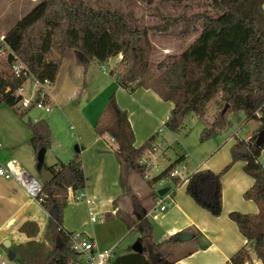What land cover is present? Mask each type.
I'll return each mask as SVG.
<instances>
[{
  "label": "trees",
  "instance_id": "1",
  "mask_svg": "<svg viewBox=\"0 0 264 264\" xmlns=\"http://www.w3.org/2000/svg\"><path fill=\"white\" fill-rule=\"evenodd\" d=\"M213 5L219 12L217 16L205 12L191 17L180 15L155 28L168 32L180 25L190 28L198 22L203 23L199 36L183 52L167 54L158 63V74L151 69L154 46L149 28L133 24L118 10L95 8L84 0H42L4 37L2 46L8 53L0 60V106H9L18 115L23 114V110L16 108L20 100L16 92L29 77L15 73L14 61L23 63L36 79H49L54 85L63 60L75 52L85 69L90 62H95L109 69L117 83L131 92L141 86L152 88L162 99L172 101L174 107L164 123L170 132H178L187 114L193 112L205 124L200 139L206 141L229 127L231 111L244 112L247 121L259 123L258 128L247 139L237 138L230 148L231 162L221 171L192 172L186 179V190L200 207L220 216L223 211L222 177L235 162L244 161L245 172L255 181L243 196L254 201L259 211H232L229 217L248 242H253L254 255L264 264V165L260 161L264 143H256L259 132L264 129V0H213ZM10 53L14 55L11 60ZM118 56L117 68L106 66L110 59ZM226 105L228 108L224 112ZM211 107H216L218 112L209 122L206 115ZM26 124L37 158L41 150L47 152L52 148L54 129L46 118L30 119ZM94 130L97 135H108L114 140L115 153L126 172H136L145 178L146 167L140 159L153 148L156 133L135 146L127 113L119 107L113 93ZM184 159V156L178 157L159 175L147 179L148 185L153 187L169 177ZM47 168L51 177L43 184L40 198L49 215L48 231L55 242L54 248L47 253L42 244H25L13 250L17 255L15 259L23 264H72L78 254L72 249L63 221L69 189L76 195L85 191L81 153L77 151L68 161L60 159ZM170 179L174 185L182 182L180 177ZM125 189H129L126 184ZM154 195L158 196L156 192ZM133 202L135 210L141 213L136 196ZM133 225L140 233L143 252L131 250L118 254L112 264H176L169 247L190 237L185 231L154 242L153 223L144 214ZM145 241H149L150 247ZM152 256L156 257V262ZM226 264H252L248 247L239 249Z\"/></svg>",
  "mask_w": 264,
  "mask_h": 264
},
{
  "label": "crops",
  "instance_id": "2",
  "mask_svg": "<svg viewBox=\"0 0 264 264\" xmlns=\"http://www.w3.org/2000/svg\"><path fill=\"white\" fill-rule=\"evenodd\" d=\"M30 1L35 3L33 0ZM7 4L5 5L7 6ZM10 30L1 27L0 36L6 35ZM119 61L120 56L114 57L109 60L107 65L109 68H113L116 64L118 65ZM91 86L99 87L98 93L88 101V104L92 105L89 114L85 115L88 122L90 121L91 129H94L102 109L113 93L119 107L127 113L135 136V146L141 145L155 133L154 143L160 144L158 138L161 136L164 138L166 133H172L164 127V123L174 107L172 101L162 99L152 88L141 86L131 92L120 86L108 70H103L95 62H90L85 69L83 64L78 61L75 52H71L63 60L57 80L50 89V97L54 106L52 111L58 109L69 119L64 109L72 102H76V105L79 106V102L85 94L92 92ZM72 110L73 108L69 109L71 113ZM258 126L259 123L255 129ZM70 128L74 130L78 139L74 141L75 148H71L72 140H59L54 130V143L45 154V164L47 166L56 164L60 160L58 155H61V152L67 155L65 158H68L79 151L86 177L84 192L89 198L95 200V210L104 213L105 219H108L109 215L121 216L122 208L129 206L131 216L136 218L134 223L140 221L142 214L150 218L153 223L154 242H156L155 237H157V242H161L178 232H189L188 239L169 247L176 264H226L230 261L231 256L245 245L251 254L252 264H261L254 255L253 242H248L237 224L229 217V213L232 211L243 213L259 211L254 201L247 200L243 196L255 181L245 172L244 161L235 162L223 175V211L220 216H214L200 207L188 194L186 179L190 174L185 177L182 175L180 177L182 182L179 185H174L171 179L166 177L156 183L160 186L155 184L146 190L133 183L134 172L128 173L123 168V164L114 150V140H107V135L93 134L95 130L92 131L88 126L82 130L81 134L78 133L77 125L72 123ZM0 133H4L12 139L0 140V164L17 161L27 170L35 171L37 158L30 144L31 132L19 120L17 112L6 105L0 106ZM236 140H225L224 143L214 140L212 145H206L205 153L200 154V162L194 171L204 169L221 171L231 162L230 148ZM169 145L171 146V144ZM185 152H177L171 159V163L180 156L186 158L188 154ZM49 153H51L50 161H47ZM260 161L264 163V159L260 158ZM156 174H160V171L155 172ZM164 180H169L170 184L161 185ZM125 184L129 188V192L126 191ZM164 187H169V191L160 196L158 190ZM154 192L158 196H155ZM133 196H136L140 201L141 213L135 210L134 202L132 207L129 204L131 199L133 201ZM161 197L169 205L164 211L154 209L156 201ZM81 211L84 213V219H78L82 218ZM48 221L49 215L40 202L31 199L17 181L0 176V264H9V261L22 264L15 259L17 255L12 248L25 244H42L47 253L52 250L55 242L49 234ZM89 221L87 203L85 201L77 202L69 197L64 212L63 229L69 232H84L94 239L101 249H116L117 246L114 244L105 247L100 245L95 236L94 224L91 223L92 233ZM11 256L13 258H10Z\"/></svg>",
  "mask_w": 264,
  "mask_h": 264
},
{
  "label": "rangeland",
  "instance_id": "3",
  "mask_svg": "<svg viewBox=\"0 0 264 264\" xmlns=\"http://www.w3.org/2000/svg\"><path fill=\"white\" fill-rule=\"evenodd\" d=\"M33 1L35 3L31 2L30 0H0V28L2 27L6 30L14 28L18 21H20L24 15H26L38 2L42 0ZM84 1L88 5L95 8L118 10L119 12L124 13L133 24L139 27L149 28L150 39L154 46L151 57V69L158 74L160 73V71L157 69L158 63L167 54H179L183 52L201 32L203 23L198 22L190 28L180 25L172 28L168 32H160L155 28L162 27L166 21L176 18L180 15L191 17L194 14L201 12H205L211 16H217L219 14L218 10H216L213 5V0ZM6 3H8L7 6L5 5ZM3 9L4 11L2 12ZM5 51L8 53L7 50ZM106 66L109 67L108 65ZM117 67L118 65L116 64L113 68ZM33 83L34 81L32 77L28 78V80L25 82L26 91L28 93L30 92V88L32 87ZM98 89L99 87L93 88V86H91L90 90L92 92H87L85 94V96L81 99V102H79V106L76 105V102H72L66 109H64L65 114L68 115L70 120L66 118L58 109H55V111L52 112H45L44 110L35 106L30 109L23 110L22 115H18L17 113L18 118L25 124L26 128H28L26 122L30 119L32 121H38L44 117L49 119L58 139L72 140L71 148H75L76 143L74 141L78 139L74 133V130H72L70 126L72 123L77 125L79 134L83 133L82 130L87 126L91 129L90 121L88 122L85 115L89 114L92 105H89L88 101L98 93ZM70 108H73L72 113L69 111ZM217 112L218 109L216 107H211L206 115L207 120L212 122ZM228 116L230 125L226 130H224L219 135L206 139V141H201L200 136L203 129L205 128V124L199 121L195 113H188L182 127L178 132L166 133L164 138L162 136L158 138L161 147H167L168 150L166 154L164 153L163 156L160 157V170L171 163V159H173L177 152H185L187 150L188 152L185 153L188 154V156L185 158L182 164L180 163L178 165L179 171L185 177L186 175L191 174L198 166V162H200L199 156L200 154L205 153L204 148L206 145H212L215 142L214 140L224 143L225 140H236L237 138L247 139L249 135L256 130L255 128L258 125L256 120L247 121L245 113L242 111H231ZM91 130L93 131L94 129ZM93 134H96V132ZM106 138L107 140H112V138L108 135ZM0 140L12 139L8 138V136H6L4 133H0ZM169 144H171V146ZM50 154L51 153L48 154L47 161H50ZM61 155H58V158L65 162L70 159V156L65 158L67 155L63 152H61ZM261 158L264 159V153L261 155ZM28 171L36 176L38 175L36 170L33 171L28 169ZM155 172L156 171H154L153 174ZM132 176L134 179L133 183H135V185L145 188L146 190L150 188L146 178L144 179L136 172H134ZM168 184H170L169 180H164L161 182V185ZM129 191L130 190L128 189V192ZM132 203L133 201L131 199L129 202L131 207ZM122 209L123 213L121 216L117 217L109 215L108 219L93 223L95 236L100 242V245H103L102 247L111 246V244L116 245L117 247L115 250L117 254H124L133 250L134 244L140 238V233L134 229V225L131 226V224L136 220V218L134 216L132 217L129 212L131 211V208L126 206ZM83 214L84 213L81 211L80 215H82V218L79 217L78 219H84ZM89 228L92 231V224L90 221ZM155 241H158L157 237H155ZM145 244L150 247L149 241H145ZM12 250H15V248H12ZM9 264L16 263L9 261Z\"/></svg>",
  "mask_w": 264,
  "mask_h": 264
},
{
  "label": "built area",
  "instance_id": "4",
  "mask_svg": "<svg viewBox=\"0 0 264 264\" xmlns=\"http://www.w3.org/2000/svg\"><path fill=\"white\" fill-rule=\"evenodd\" d=\"M4 37L5 35L0 36V60L7 55L5 48L2 46ZM102 68L105 71H109L105 66ZM13 70L17 75L24 74L29 78L32 77L34 81L29 93L26 91L25 83L18 88L16 95L20 97V100L17 103L16 108L19 110H25L35 106L45 112H51L54 108L50 97V89L53 86L51 80L46 79L40 81L36 79L31 75L28 68L18 60L13 63ZM166 151L167 147H161L160 144L154 143L153 148L146 151L141 157L140 163L146 167V179L156 177L157 174H153L154 171H160L161 173L164 170H160L159 160ZM262 165H264V163H262ZM0 176L17 181L31 199L36 200L41 204L40 194L42 193L43 183L39 176L29 172L26 168L19 165L17 161H8L4 164H0ZM170 177H182V173L176 167L171 171L168 179H170ZM69 197L77 202L85 201L87 203L91 223L105 220V214L99 213L95 210V200L89 198L85 192H79L76 195L72 189H69ZM168 206L169 205L165 202V199L161 197L156 201L154 209L164 211ZM69 238L72 249L78 254L76 260L72 264H112L117 256L115 248H99L95 240L90 238L84 232L71 231L69 232Z\"/></svg>",
  "mask_w": 264,
  "mask_h": 264
},
{
  "label": "water",
  "instance_id": "5",
  "mask_svg": "<svg viewBox=\"0 0 264 264\" xmlns=\"http://www.w3.org/2000/svg\"><path fill=\"white\" fill-rule=\"evenodd\" d=\"M80 56H82V55H80ZM13 57H14L13 53H10L9 54V59L11 60ZM227 108H228V105H226L224 107L223 111L225 112L227 110ZM256 143L258 145H262L264 143V129H262L259 132L257 140H256ZM45 154H46V150L45 149H43V150H41L39 152V154L37 156V166H36L37 174H38V176L41 179V182L43 184H45L51 177V173L48 170L47 165L45 164ZM168 191H169V187H164V188H161V189L158 190V194L160 196H163ZM143 250H144L143 249V243L138 239L137 242L133 246V251L142 253ZM10 258H13V256H11ZM152 259H153V262H156V257L155 256H152Z\"/></svg>",
  "mask_w": 264,
  "mask_h": 264
}]
</instances>
